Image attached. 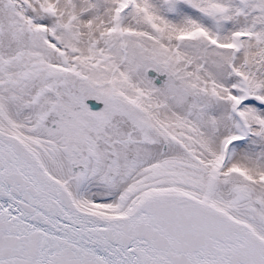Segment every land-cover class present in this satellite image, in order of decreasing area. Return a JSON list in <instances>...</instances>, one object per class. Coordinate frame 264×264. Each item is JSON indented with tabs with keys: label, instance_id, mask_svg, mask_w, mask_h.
Listing matches in <instances>:
<instances>
[{
	"label": "snow or ice",
	"instance_id": "obj_1",
	"mask_svg": "<svg viewBox=\"0 0 264 264\" xmlns=\"http://www.w3.org/2000/svg\"><path fill=\"white\" fill-rule=\"evenodd\" d=\"M0 264H264V0H0Z\"/></svg>",
	"mask_w": 264,
	"mask_h": 264
}]
</instances>
